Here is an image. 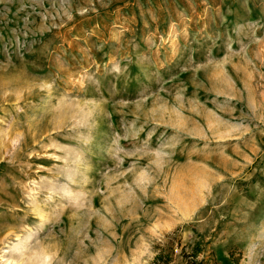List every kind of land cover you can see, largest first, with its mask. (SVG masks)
Returning a JSON list of instances; mask_svg holds the SVG:
<instances>
[{
  "label": "rangeland",
  "instance_id": "374dc122",
  "mask_svg": "<svg viewBox=\"0 0 264 264\" xmlns=\"http://www.w3.org/2000/svg\"><path fill=\"white\" fill-rule=\"evenodd\" d=\"M0 264H264V0H0Z\"/></svg>",
  "mask_w": 264,
  "mask_h": 264
}]
</instances>
